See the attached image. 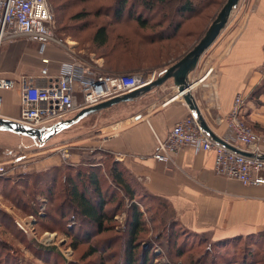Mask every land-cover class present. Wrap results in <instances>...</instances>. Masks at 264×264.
<instances>
[{
	"label": "crops",
	"instance_id": "0c3cea01",
	"mask_svg": "<svg viewBox=\"0 0 264 264\" xmlns=\"http://www.w3.org/2000/svg\"><path fill=\"white\" fill-rule=\"evenodd\" d=\"M204 10L195 9L192 13L198 16ZM185 23L179 27L177 38L181 37ZM175 29L176 26L173 31ZM71 43L74 53L55 45H49L42 53L40 44L27 37L1 44L0 76L16 79L17 87L0 91L3 99L0 118L16 121L21 118V75L45 86L56 79L62 62L82 59L74 41ZM46 57L49 63L43 62ZM84 61H92L89 63L95 69L104 70L103 59L91 57ZM263 63L264 0H240L226 27L190 74L192 95L217 136L229 138L230 132L222 119L239 94L245 99L246 121L264 134ZM165 69L159 71L155 79ZM141 70L123 67L111 73ZM191 112L173 79H169L147 95L90 115L70 127V131L66 129L59 134L67 132L73 140L75 151L71 152V158L75 164L83 158L80 146L92 145L94 149L113 154L147 193L168 202L186 229L207 234L214 240L254 235L264 242V186L244 185L217 174L212 151L196 153L184 148L168 163L153 157L157 139H165L173 126ZM90 124L94 125L92 129H88ZM4 133L14 135L23 148L18 151L15 145L7 144L0 148L2 151H18L21 158L30 156L32 138L0 130V134ZM238 147L244 149L242 145ZM119 153L122 156L117 158Z\"/></svg>",
	"mask_w": 264,
	"mask_h": 264
},
{
	"label": "rangeland",
	"instance_id": "374dc122",
	"mask_svg": "<svg viewBox=\"0 0 264 264\" xmlns=\"http://www.w3.org/2000/svg\"><path fill=\"white\" fill-rule=\"evenodd\" d=\"M49 1L56 18V33L65 40L74 41L75 48L83 60L88 61L91 57L103 59V67L107 73L114 70L109 64L112 60L118 62L119 68L143 69L139 72L145 75H156L162 69L178 63L200 42L228 0H203L202 4L200 0H194L195 3L200 4L197 11L205 10L198 16L190 18L188 15L191 13L185 14L186 12L183 13L181 10L185 0L155 2L151 9L143 5L145 0H125L127 5L124 12L119 15L122 19L118 21L113 16L117 14V9L123 0ZM206 2L208 4L205 8ZM130 11L134 13L133 17L140 16L143 20L148 19L150 27L143 29L136 19L129 16ZM78 15H83L85 18L79 20ZM184 16L188 17L184 20ZM175 22H186L181 37L175 38L176 40L163 39L166 37L162 34L166 31L171 33ZM170 23H174L171 24V28ZM151 24L155 26L152 27ZM102 25L107 27L109 39L105 46L98 47L93 43V36ZM90 125L88 129L94 126ZM68 135L67 132L56 135L45 144L33 140L34 143L30 145V158L25 160L28 168L17 169L12 174L5 175L10 176L12 181L23 184L28 173L37 174L50 170V175H55L57 178L54 186L51 182L47 184L53 190L51 194L53 198L47 195L51 190L45 193L47 186H40V182H35L37 179L35 176L32 177L34 181L28 178L33 183L30 190L11 182L10 186H14L17 192L24 195V198L26 194L29 195L27 199L30 207L25 209L4 193V180H0V213L5 214L4 218L0 215V253L12 249L18 264H103L106 260V264H122L123 246L124 243L126 244L130 230L126 222L131 199L120 189L119 191L112 186L110 188V191L112 189L118 191L117 198L105 210L118 206L120 200L123 205L115 209L116 232L107 234L106 237L104 235L96 237L90 242L81 240L77 249H74L71 236V234L75 235L72 233L73 230L68 229L64 221L54 218L59 216L61 205L65 200V183L68 182L65 176L75 177L78 168L86 173L89 167L82 165L83 163L100 162L106 157L101 155L97 147L94 149L91 145L88 148L80 146L79 151L81 153L83 151V158L77 164L70 157L64 158L62 152L67 151L71 154L75 151L72 147L73 140ZM66 136L67 139H65ZM7 144L15 145L18 151L23 148L14 135L0 134V148H5ZM59 147H63L62 152L57 150ZM76 165L78 166L74 167ZM101 167L104 166L101 165ZM101 173L104 183L103 191H105L111 184L104 172ZM35 189L38 190L37 200ZM142 192L138 191L134 201L143 211L145 221V230L140 236V251L146 248L150 251L151 258L155 253L157 258L151 260L155 264H264L262 241L258 240L257 244H253L252 240H236L217 244L215 242L217 240L207 234L187 233L174 222L175 214L167 201L149 195L142 196L144 195ZM11 195L14 196V194ZM34 199L36 203H33ZM42 214H45L44 218ZM74 223L72 221V224ZM87 228L82 231L84 235ZM113 236L117 238L106 243L108 238ZM47 237L51 239V242H47ZM92 246H97L100 250L97 254L89 256ZM51 248L62 256L54 251L51 253L49 250Z\"/></svg>",
	"mask_w": 264,
	"mask_h": 264
},
{
	"label": "built area",
	"instance_id": "2783aa9c",
	"mask_svg": "<svg viewBox=\"0 0 264 264\" xmlns=\"http://www.w3.org/2000/svg\"><path fill=\"white\" fill-rule=\"evenodd\" d=\"M55 20L49 0H0V46L5 41L27 37L40 44L42 53L49 45L74 53L71 41L56 33ZM43 62L49 63L50 59L43 58ZM262 72L264 74V63ZM20 80L22 112L18 121L31 127L49 129L85 108L150 84L155 80V74L107 73L76 58L62 62L56 79L45 86L37 85L26 75H21ZM16 83V79L0 76V91L15 89ZM2 103L0 95V117ZM244 108L245 99L239 94L231 110L222 119L230 132L229 138L225 140L237 147L244 146L243 150L256 156L238 153L213 140L202 129L194 112H191L173 126L165 139H157L153 157L159 162L168 163L184 148H190L196 153L212 151L215 154L214 170L217 174L236 179L244 185L264 186V159L258 157L264 155V134L246 121ZM62 148L57 150L62 152ZM17 154L0 149V177L12 174L17 169L28 168L25 160L30 156L21 158ZM62 155L71 158L67 151L62 152ZM117 156L120 158L122 154Z\"/></svg>",
	"mask_w": 264,
	"mask_h": 264
},
{
	"label": "trees",
	"instance_id": "16d2710c",
	"mask_svg": "<svg viewBox=\"0 0 264 264\" xmlns=\"http://www.w3.org/2000/svg\"><path fill=\"white\" fill-rule=\"evenodd\" d=\"M155 2L162 3L163 0H145L143 1V5H145L147 9H151L154 6ZM194 3H195L194 0H185L183 6L181 7L182 8L181 10L183 11V13L186 12L185 14H187L189 13V11H191V14H189L188 16L191 17L192 14H195L193 16H196L197 13L196 12L192 13V12H194V10L197 9L198 8L197 6H199L200 4L196 3V5H194ZM200 3L202 4L203 0H200ZM207 4L208 2H206L205 8L207 7ZM126 5H127V1L125 0H123L122 3H120L119 9H117L118 10L117 14L113 16L115 20L118 21L119 19H122V18H119V15L124 12ZM132 11H130L129 16L131 18L136 19L141 25V27H143V29L150 27L147 22L148 19L143 20L140 16L133 17L134 13ZM201 11H197V12H201ZM180 13L181 12H179V14ZM187 17L184 16V20ZM77 18L81 20L82 18H85V17L83 15H80V16L78 15ZM175 23L176 24L170 23V26L171 24H174V26H176L175 31H171V33H167L168 31L164 32L162 36L166 38H163V39L176 40L175 38L178 37V30L182 23H179V22L178 23L175 22ZM151 26L153 27L155 25L151 24ZM108 39L109 38H108L107 27L104 25L99 26L93 36V43L95 44V46H98V47L105 46L108 43ZM112 62H113L112 60L109 61V64L113 66L114 70L119 69L118 62H113V64ZM99 152L101 153L102 156L103 155L106 156L103 159V161L85 162L82 165L89 167L85 171L86 173H83L81 168H78L77 175L75 177L72 175L65 176L66 181H68L67 182L68 184L65 183L66 185L65 200H64V203H62L61 205V209H60L61 211L59 212V216L54 217V218H56L59 221H64L68 229L73 230L72 233H74L75 235L71 234V236L73 238L72 246L74 247V249H77L78 243H80L81 240H87L90 242L92 241V239L94 240L96 237H103V235L104 237H106L107 234L116 232L114 223H116L115 216L117 213H115V209L123 205L122 201L120 200L118 206L110 209L111 211L105 210V208L108 207L109 204L114 203L115 199L117 198L116 194L118 191L116 192V190L114 189L110 191V188L112 186L113 188H116L117 190L120 189L123 193H125V195H127L128 198L131 199L129 215H128L127 222H126L128 226V230L129 228L130 230L128 232V239L126 241V244L124 243V246H123L124 254H123L122 264H155L154 262L151 261L152 258L154 259L157 258L155 253L152 254V258H151L150 251L147 250L146 248L140 251V244H141L140 236L145 230L144 229L145 221L143 219L144 217L143 211L141 210L140 206L134 201L138 195L137 193L139 190L143 191L142 193H144V195L142 196L149 195L152 197H156L157 199H162V198L147 193L141 187V185H139L132 178L128 170L116 159V157H114L113 154H111L110 152L100 151V150ZM101 165L104 167L102 168ZM77 166L78 165L74 167H77ZM49 171L50 170L45 171V172H39L37 174L28 173L27 176L25 177V181H23V184L21 183L19 184V182L16 183L17 181L16 182L12 181V178L10 176H1L0 180H4V184H5L3 185V191L6 195L11 196L14 199V201H16L19 205H22L23 208L25 209L27 207L29 208L30 204L28 203L29 200L27 199L29 198V195L26 194V198H24V195L17 192V189H15L14 186L13 187L10 186V184L11 182H13L15 184H19L20 187H24L25 189L30 190V187L31 186L33 187V183H31V181H29L28 178L34 181L32 177L35 176L37 177L35 182L37 183L40 182L41 183L40 186L41 185L45 187L47 186V189H45V193L51 190V192L47 195L48 196L50 195L49 198L50 197L53 198V196H51L53 190L51 189V186L49 187L47 184L51 182L52 186H54L55 182L57 183V178L55 177V175H50L51 172ZM101 172H104L106 177L109 178L110 184H111L105 191H103L104 183H103V175ZM37 191H38L37 189L34 190V192H36V196H35L36 200L37 198H39L37 196L38 194ZM11 194H14V196H12ZM35 199L33 200V203H36ZM0 215L2 218L5 217V214L2 215L0 213ZM44 216L45 214H42V218H44ZM72 221H74L75 223L72 224ZM174 222L178 223L187 233L195 234V235H206L203 233H197V232H193V231L186 229L177 220L176 216H175ZM86 228H87V231L85 232V235H84L82 231L86 230ZM255 237L256 236L254 235L248 236L247 238L233 237V238L217 240L215 242L217 244H222V243H226L227 241L233 242L236 240L238 241H245V240L251 241L252 240L253 244H255L256 241H258L257 239H255ZM115 238L117 237L115 236L109 237L106 243L109 242L110 240H115ZM49 250H51V253H53L54 251V249L52 248ZM90 250H91V253L89 254V256H92V255L97 254L100 249H98L97 246H92L90 247ZM54 252H57V251H54ZM57 254L62 256L61 253L59 254L57 252ZM106 263H107V260H106ZM106 263L104 262L103 264H106ZM0 264H18L15 255H13L12 253V249H7L6 251L0 253Z\"/></svg>",
	"mask_w": 264,
	"mask_h": 264
},
{
	"label": "water",
	"instance_id": "95a60500",
	"mask_svg": "<svg viewBox=\"0 0 264 264\" xmlns=\"http://www.w3.org/2000/svg\"><path fill=\"white\" fill-rule=\"evenodd\" d=\"M239 2L240 0H228L219 15L217 16V18L206 31L205 35L200 40V42L183 59H181L175 65L166 68L150 84L137 90H134L130 93L111 98L95 106L85 108L72 118L60 121L49 129L35 128L25 125L18 120L16 121L0 118V130L11 131L20 135H24L32 138L38 143L45 144L57 134H59L63 130L69 129L73 125L80 122L82 119H85L90 115L96 114L104 109L110 108L122 102L134 101L140 97L147 95L154 89L162 86L167 80L173 79L175 86H177L179 90V94L184 97V99L190 106L192 112H194L195 116L198 118L202 129L206 131L213 138V140L238 153L251 157L256 156L235 145L228 143L225 139L217 136L213 132V130L206 123L192 95L193 84L190 80V74L196 69L200 57L213 44V42L217 39L222 30L226 27L231 13L237 8ZM258 157L264 159V155H258Z\"/></svg>",
	"mask_w": 264,
	"mask_h": 264
},
{
	"label": "bare ground",
	"instance_id": "6f19581e",
	"mask_svg": "<svg viewBox=\"0 0 264 264\" xmlns=\"http://www.w3.org/2000/svg\"><path fill=\"white\" fill-rule=\"evenodd\" d=\"M47 238H48V241L47 242H49V241L51 242V239H49V237H47Z\"/></svg>",
	"mask_w": 264,
	"mask_h": 264
}]
</instances>
